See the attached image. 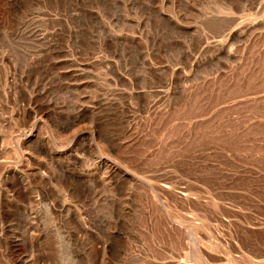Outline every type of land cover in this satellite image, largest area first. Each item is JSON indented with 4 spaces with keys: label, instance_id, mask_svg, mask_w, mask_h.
I'll return each mask as SVG.
<instances>
[{
    "label": "rangeland",
    "instance_id": "374dc122",
    "mask_svg": "<svg viewBox=\"0 0 264 264\" xmlns=\"http://www.w3.org/2000/svg\"><path fill=\"white\" fill-rule=\"evenodd\" d=\"M0 264H264V0H0Z\"/></svg>",
    "mask_w": 264,
    "mask_h": 264
},
{
    "label": "bare ground",
    "instance_id": "6f19581e",
    "mask_svg": "<svg viewBox=\"0 0 264 264\" xmlns=\"http://www.w3.org/2000/svg\"><path fill=\"white\" fill-rule=\"evenodd\" d=\"M14 1V0H13ZM10 8H11V6H10ZM15 8V7H14ZM9 10V9H8ZM11 11V10H10ZM36 12V11H35ZM18 13V12H17ZM17 15V14H16ZM37 27V26H36ZM14 28V27H13ZM20 29V28H19ZM37 31V30H36ZM34 33V32H33ZM32 33V34H33ZM36 33V32H35ZM24 35V34H23ZM37 37V36H36ZM35 41V40H34ZM7 62V61H6ZM13 73V72H12ZM7 76H8V74H7ZM9 77V76H8ZM10 78V77H9ZM6 80H7V78H6ZM11 80V79H10ZM7 82V81H6ZM7 84V83H6ZM9 90V89H8ZM8 90H5L4 92H3V94H9V93H11V92H9ZM8 91V92H7ZM18 95V94H17ZM4 96V95H3ZM6 96V95H5ZM8 96H6V98H7ZM24 97V96H23ZM17 98V97H16ZM16 100H18V98L16 99ZM11 102V101H10ZM19 102V101H18ZM17 102V103H18ZM28 102H30V101H28ZM14 103V102H13ZM24 103V102H23ZM27 104H29V103H27ZM20 105V104H19ZM32 105H33V103H32V101L30 102V104L29 105H27V106H30L31 107V109H29L30 111V114L32 115V114H36L35 113V111H34V108L32 107ZM29 107V108H30ZM104 165V164H103ZM107 166V165H106ZM105 167V166H104ZM112 171H110V173H111Z\"/></svg>",
    "mask_w": 264,
    "mask_h": 264
}]
</instances>
